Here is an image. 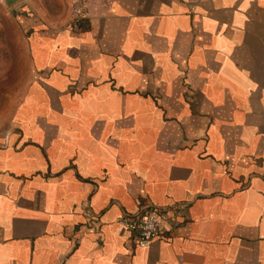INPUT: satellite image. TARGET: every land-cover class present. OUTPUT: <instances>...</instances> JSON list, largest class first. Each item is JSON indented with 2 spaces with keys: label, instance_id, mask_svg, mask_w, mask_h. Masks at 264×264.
<instances>
[{
  "label": "crops",
  "instance_id": "crops-1",
  "mask_svg": "<svg viewBox=\"0 0 264 264\" xmlns=\"http://www.w3.org/2000/svg\"><path fill=\"white\" fill-rule=\"evenodd\" d=\"M26 24L0 264H264V0H86L77 23ZM139 204L166 208L144 247L115 221Z\"/></svg>",
  "mask_w": 264,
  "mask_h": 264
},
{
  "label": "rangeland",
  "instance_id": "rangeland-1",
  "mask_svg": "<svg viewBox=\"0 0 264 264\" xmlns=\"http://www.w3.org/2000/svg\"><path fill=\"white\" fill-rule=\"evenodd\" d=\"M4 1L0 0V119L9 115L27 83L30 71L26 39L28 17L38 14L50 22L60 23L70 16L72 4V0H24L18 5L23 9L20 12L17 6L9 7Z\"/></svg>",
  "mask_w": 264,
  "mask_h": 264
},
{
  "label": "built area",
  "instance_id": "built-area-1",
  "mask_svg": "<svg viewBox=\"0 0 264 264\" xmlns=\"http://www.w3.org/2000/svg\"><path fill=\"white\" fill-rule=\"evenodd\" d=\"M85 8L86 0H74L70 10L73 22L77 23L84 16ZM165 215L166 208L139 204L135 211L124 212L115 221L132 233L136 245L144 247L162 233V218Z\"/></svg>",
  "mask_w": 264,
  "mask_h": 264
},
{
  "label": "water",
  "instance_id": "water-1",
  "mask_svg": "<svg viewBox=\"0 0 264 264\" xmlns=\"http://www.w3.org/2000/svg\"><path fill=\"white\" fill-rule=\"evenodd\" d=\"M10 1H16V0H5L4 2L7 4H9Z\"/></svg>",
  "mask_w": 264,
  "mask_h": 264
}]
</instances>
